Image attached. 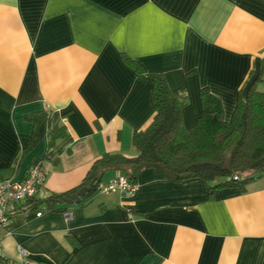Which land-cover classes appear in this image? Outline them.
<instances>
[{"label":"crops","instance_id":"0c3cea01","mask_svg":"<svg viewBox=\"0 0 264 264\" xmlns=\"http://www.w3.org/2000/svg\"><path fill=\"white\" fill-rule=\"evenodd\" d=\"M123 55L187 93L186 129L203 88L229 121L253 83L264 90V0H0V180L47 172L38 205L0 229L4 256L18 263L21 247L38 264H264V175L210 196L198 178L171 182L147 168L132 195L97 190L66 211L42 202L103 154H137L152 84Z\"/></svg>","mask_w":264,"mask_h":264},{"label":"trees","instance_id":"16d2710c","mask_svg":"<svg viewBox=\"0 0 264 264\" xmlns=\"http://www.w3.org/2000/svg\"><path fill=\"white\" fill-rule=\"evenodd\" d=\"M123 60L152 84L153 118L146 128L132 135L137 154H103L79 184L51 192L42 202L49 207L58 205V211L83 205L97 192L104 174L116 169L130 180L147 168L156 169L171 182L198 178L206 184L210 196L222 187L238 186L244 191L250 181L264 175V90H257L253 83L244 96L238 97L230 120L225 121L220 100L203 88L201 115L195 126L186 129L182 113L188 104L187 93L171 89L163 73L147 72L136 60L124 55ZM64 133L63 126L52 128L49 144ZM33 136L25 152L34 145L36 132ZM40 201L34 197L28 202L35 208ZM24 209L27 208L20 210Z\"/></svg>","mask_w":264,"mask_h":264},{"label":"built area","instance_id":"2783aa9c","mask_svg":"<svg viewBox=\"0 0 264 264\" xmlns=\"http://www.w3.org/2000/svg\"><path fill=\"white\" fill-rule=\"evenodd\" d=\"M46 170L35 165L28 169L23 179L14 180L6 178L0 180V229L11 222L12 216L17 210L28 207L29 200L36 197L39 188L45 181ZM139 189V184L128 179L125 175L119 174L106 185H100V193L118 192L122 195H132ZM42 214V210L36 213L37 216ZM66 219L70 216L66 213ZM18 252L22 259L18 263L8 260L2 251L0 239V264H38L32 260L25 249L19 247Z\"/></svg>","mask_w":264,"mask_h":264}]
</instances>
